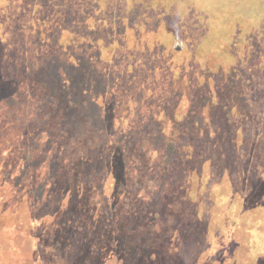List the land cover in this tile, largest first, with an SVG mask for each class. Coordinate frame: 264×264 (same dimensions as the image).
Segmentation results:
<instances>
[{"label":"rangeland","instance_id":"374dc122","mask_svg":"<svg viewBox=\"0 0 264 264\" xmlns=\"http://www.w3.org/2000/svg\"><path fill=\"white\" fill-rule=\"evenodd\" d=\"M0 72V264H264V0H0Z\"/></svg>","mask_w":264,"mask_h":264},{"label":"trees","instance_id":"16d2710c","mask_svg":"<svg viewBox=\"0 0 264 264\" xmlns=\"http://www.w3.org/2000/svg\"><path fill=\"white\" fill-rule=\"evenodd\" d=\"M13 32L15 33V30ZM59 36L60 37L64 36V31L61 30ZM5 39H6V36L2 40L5 41ZM62 41H67V39L64 37L62 39ZM109 52H110V50H106V55ZM105 64L106 63H104V61H102L100 64H97L96 66L94 64V66L91 67V65L89 63L88 64L87 63H83V65H82V67L80 69L72 70L71 76H73L72 79L74 80V86L72 87V89L74 90V94H72L73 97H74L73 99L76 100L75 96H77V99H82L83 93H79L78 92L79 89L83 88V91H86L88 83L91 82L92 80L95 81V85L97 87H100L101 83L106 81V76H104V74L108 72L109 68L107 66H105ZM46 68H51V66H49V67L46 66ZM3 73H4V71H3ZM33 74H34V76L37 75V70L36 69H33ZM12 77L13 76H11V75L2 74V72H0V92H4V91H6V90L11 88V86H12ZM14 83H15V81H14ZM55 85H56V83L53 84L52 81H49V86L52 87V89L56 88ZM101 95L100 94H96V98L95 99H97L99 97H100V99H102ZM72 101H74V100H72ZM99 103L100 102H98V104ZM76 114H79V115H76V117H74L75 120L79 116L80 117L82 116L81 115L82 111L80 113H76ZM259 114H261V113H259ZM259 114L257 112V116H256L257 119H260ZM228 120H229L228 117H223L222 121L227 123ZM262 120H264V119H262ZM241 124H242V121H240L239 119L235 122V134L231 133L230 130L227 129V130H222L223 132L221 133V135H219V137L222 138V140H225V141L229 140L231 142L232 146L235 147V162H234L233 159H231L230 150L227 148V150L224 151V152L222 150L220 151V154H221V157H222V162H224V163H222L220 165H224V166H226V165H234L238 161V159H240V154H238L237 151L242 150V153H244V154H243V157H242L241 160H245L247 157L256 158L257 161L259 160V163H262V166H263L262 168H264V162L262 160V157L264 156V148L260 149L261 145H264V141H263L264 137H262L261 140L259 139L260 141L259 140L258 141H256V140L252 141L253 142L252 145L247 144V142L243 143L241 135L245 134V131H243L241 129ZM261 125L258 124V123L254 124L253 129L256 131V133L258 131L262 130L263 127ZM234 136H235L234 139H230V138H232ZM120 137H123V138H121L122 140L120 139ZM113 139H116V143L118 144V145L115 144L113 146V143L112 142L110 143V145H112L111 149L113 151L114 150L118 151L117 154L120 155V156H123L124 152H126V151H129L130 154H135V152L138 151L139 153L136 154L137 162H138L139 157H141V155L145 159V156H146L147 152L149 151V149H147V148L145 149V147L141 146V144H140V146H138V144L136 142H133V140H131L129 143L124 142V136H122V135L115 136V138H113ZM116 158H117L118 162L116 164L114 162V164L117 165V166H120L121 167V171H123V175H126V173H127L126 166L127 165L121 164L120 157H116ZM259 163H258V165H259ZM249 164H251L250 161H249ZM258 165L256 164L255 167L257 168ZM132 170H133V168H132ZM255 170H254V172L256 173ZM116 171L117 172H113V173L109 172V171H106V173H109L108 174L109 177H110V175L111 176L112 175H116L115 177L120 178L116 174V173H120V170L117 168ZM106 176H107V174H106ZM222 178H224V179H228L229 178V174H227V172L225 173V169L222 172V174H220V179H222ZM120 179H122V178H120ZM110 180H112V178ZM260 180H261V178H260ZM123 183H125L126 186H128V189H131L132 192H134V195L136 194L137 196H139V193L136 190L137 189L136 186H133L129 182L127 183L124 180H123ZM259 188H260L261 192L260 193L258 192V195L255 196L257 198H255L254 201L251 200L248 205H245L243 203L242 207L247 211V213H248L247 217H249V218L253 217L254 219L264 220V215L261 214L262 212H264V186H262V188H261V186H259ZM102 189H104V188L102 187ZM131 209H134V208H131ZM13 230L14 229H12L11 232H13Z\"/></svg>","mask_w":264,"mask_h":264}]
</instances>
